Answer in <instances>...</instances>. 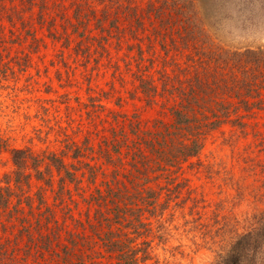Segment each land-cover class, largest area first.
I'll list each match as a JSON object with an SVG mask.
<instances>
[{
  "label": "trees",
  "instance_id": "16d2710c",
  "mask_svg": "<svg viewBox=\"0 0 264 264\" xmlns=\"http://www.w3.org/2000/svg\"><path fill=\"white\" fill-rule=\"evenodd\" d=\"M20 1L39 5L42 14L47 0ZM65 1L75 19L66 22L82 40L94 21L105 40L113 36L120 42L123 16L132 22L134 38L149 30L150 42L156 40L166 54L164 63L172 50L185 55V61L172 62L171 70L166 62L155 78L150 74L153 59L145 56L138 40L137 56L125 62L127 69L131 63L136 67L135 96L141 94L148 104L160 98L170 121L158 118L143 125L138 118H126L96 150L74 141L59 153L10 149L15 169L0 185V213L7 216V223L0 224L7 233L0 242V264H146L151 259L148 237H163L164 211L181 196L183 163L199 157L207 136L229 124L241 136L253 132L259 139L254 147L264 146L259 123L246 120L264 110V47L217 44L203 24L200 0H147L143 7L134 0ZM133 57L135 62L130 61ZM7 149V139L0 135V152ZM250 159L262 161L258 156ZM212 168L206 165L209 177ZM33 180L38 188L30 194ZM75 193L86 205L84 217L73 213L78 206ZM58 207L62 217L57 216ZM249 220L243 231L231 221L214 233L207 229L211 264H264V210Z\"/></svg>",
  "mask_w": 264,
  "mask_h": 264
},
{
  "label": "rangeland",
  "instance_id": "374dc122",
  "mask_svg": "<svg viewBox=\"0 0 264 264\" xmlns=\"http://www.w3.org/2000/svg\"><path fill=\"white\" fill-rule=\"evenodd\" d=\"M57 3L61 4L47 0L41 14L37 4L29 7L20 0H0V135L9 145L0 152V185L15 169L11 148L59 153L74 141L96 150L103 138L111 135L110 130L118 129L126 118H138L143 125L158 118L170 121L160 98L148 104L141 94L135 96L132 74L136 67L131 63L127 69L125 62L137 54L138 40L145 56L153 59L155 67L150 74L155 78L166 62L169 70L173 63L184 64L185 55L172 50L164 63L166 54L156 40L150 42L149 30L134 38L130 34L132 22L123 16L119 18L124 30V36L118 37L120 42L113 36L105 40L94 21L82 40L66 22H75L70 2ZM146 3L133 1L140 7ZM96 6L99 12L102 6ZM199 8L205 16L203 24L217 44L264 47V0H200ZM135 58L130 61L135 62ZM246 120L258 122L264 136V110ZM241 135L226 124L207 136L198 158L183 163L179 172L181 196L164 211L163 237L158 239V233L148 237L151 259L146 264H211L214 253L204 235L207 229L214 233L231 221L243 231L253 214L264 210V146L254 147L259 139L253 132ZM250 156L262 161L255 163ZM206 165L213 166L211 177ZM37 188L33 180L30 194ZM48 196L52 202L51 191ZM74 196L78 206L73 213L84 217L86 205L76 193ZM56 209L62 217L63 212ZM6 218L1 212L0 224L7 223ZM5 235L0 227V242ZM18 256H22L21 251Z\"/></svg>",
  "mask_w": 264,
  "mask_h": 264
}]
</instances>
